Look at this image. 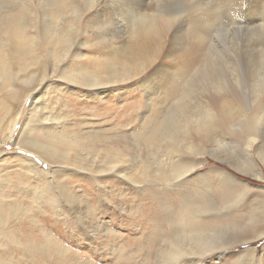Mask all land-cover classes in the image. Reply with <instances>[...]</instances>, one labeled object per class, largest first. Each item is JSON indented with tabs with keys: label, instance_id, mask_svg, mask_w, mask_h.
<instances>
[{
	"label": "rangeland",
	"instance_id": "obj_1",
	"mask_svg": "<svg viewBox=\"0 0 264 264\" xmlns=\"http://www.w3.org/2000/svg\"><path fill=\"white\" fill-rule=\"evenodd\" d=\"M196 1L139 0L136 5L127 0V14L113 4L116 18L127 22L126 31L98 37L112 29V10L101 0H0V48L7 54L0 111L10 110L1 126L19 113L15 141L0 145V264H53L46 257L50 246L43 258L27 246H44L45 236L68 249V264H190L191 259V264H264V88L255 91L264 28H242L247 26L223 19L225 3L190 5ZM158 13L171 21L161 49L146 65L157 73L145 86L126 81L98 96L64 82L59 70L81 68L104 76L109 65L120 66L116 49L140 25L139 16L153 19ZM67 33L70 51L60 63L52 61L55 34ZM182 51L189 64L183 65ZM210 81L223 85L216 99L224 98L217 99L208 127L199 124L206 137L191 129L184 138L167 120L189 83L202 86L187 100L196 118L203 119L204 102L214 94ZM159 126L192 145V152L169 154L158 138L150 143ZM51 132L76 145L71 160L63 161L60 153L49 159V168L24 147L28 140L50 143L43 133ZM112 156L122 164L109 172L101 166ZM48 170L49 175L42 174ZM98 173L95 184L89 175ZM44 194L63 199L60 212L39 214L42 203L34 198ZM187 207L198 210L200 230H190L187 219L178 222ZM195 232L207 235L201 245L210 242L208 248L190 245ZM176 239L181 252L170 261L162 252L168 253Z\"/></svg>",
	"mask_w": 264,
	"mask_h": 264
},
{
	"label": "bare ground",
	"instance_id": "obj_2",
	"mask_svg": "<svg viewBox=\"0 0 264 264\" xmlns=\"http://www.w3.org/2000/svg\"><path fill=\"white\" fill-rule=\"evenodd\" d=\"M154 1L162 2V0H154ZM182 1L185 2L186 0H182ZM206 1H209V0H197L194 4L190 2V5L199 6ZM214 1H217L218 3H225L227 8L225 9L224 12H225V15L228 14L229 16H225L223 14L224 12H222L221 13L222 16L224 15L223 19H226V20L230 19L231 23L232 22H238V24H240V25L247 26V27H242V28H248V26H251L253 24L255 26H257L256 28H264V0H249V2H250L249 5H247L243 2H240V0H238V2L235 4V6L228 5V2H230V0H214ZM130 2L137 5L136 2H139V0H130ZM101 4L103 6H107V8L109 10H112L113 15H115L116 13L114 12L115 10L112 8V5L118 4L119 8L127 14V0H101ZM241 6L245 7V10L243 12H241V10L239 9ZM233 13L237 17V21L235 19H233L234 18ZM112 14L110 13V17H109V18H111L109 24H110V26H112L111 27L112 29L111 30L107 29V30L101 32V34H99L98 37H101V35H106V32L108 33V32H111L113 30L120 29L121 33L126 31L127 22L124 20H121V19H117L116 18L117 15L113 16ZM158 15L159 16H154L153 19H147V18H145L144 15L139 16L140 25L138 27L132 28V30L128 36L129 39H127L128 42L125 41V43L123 44L122 47L116 49L117 53L120 57V62H119L120 66H116L115 64L109 65L108 71L106 72V74L104 76H99V75L90 74V73L86 74L85 72H82L81 68L75 69V68L71 67V68H66V71L59 70L60 74L63 76L64 82L66 84L79 86L80 88L90 89L91 91H93L98 96L105 93L107 88L109 89L110 86L125 83L126 81L127 82L137 81V83H139L141 86H145V84L148 82V80L155 77L156 76L155 73H157V70L154 67H151L150 65L146 67V65L149 63L150 58L152 56L156 55L159 52V50L161 49L164 33L167 30V28L170 24V21H171L170 18H167V17L164 18V17L160 16L159 13H158ZM197 19H201L200 16H198ZM171 24H174V23H171ZM256 24H259V25H256ZM16 25L18 27V23L15 24V26ZM256 28H254V29H256ZM17 30H18V28H17ZM70 30H71V28H70ZM73 31L74 30L72 29V32ZM15 33H16V31H15ZM172 34L173 33L168 35L167 38H170L172 36ZM55 36H56V43H55L56 51H55L54 55L51 56V59H52V61H57V63H60L61 61L64 60V58L66 57L65 54H67L68 50L73 45L72 44L71 46H69V44L72 42V37H71L72 35H71V33H67L66 35H61V36H58V34H55ZM109 36H112V35H109ZM15 37H17V36L15 35ZM19 38L22 39L23 37H19ZM111 38H113V37H111ZM0 45H1V42H0ZM4 46H5V44H4ZM17 47H19V46H17ZM110 48L112 50H114V48H112V47H110ZM64 49H67V51L65 52ZM77 49H79V46L75 47V50H77ZM0 50H1L0 51V64H3V66H0V68L2 69L0 74L3 75V67L6 65V62H7V54L2 52L3 48H0ZM61 52L64 54L63 56H62ZM183 53L186 54V51ZM183 57H184L183 58V62H184L183 65L189 64L191 61V58L188 59L187 54H186V56H183ZM258 61H259L258 71L256 74V80H255V83H256L255 91L256 92H259V90L263 91V88H264V50L259 51V60ZM94 65L96 68H100L102 64L100 62V63H96ZM155 70H156V72H155ZM232 72H233V77H234L235 82H239L240 76H239L238 71L236 69H233ZM145 80H147V82H145ZM192 80L198 81L197 79H192ZM200 80L202 81V85H203V82L205 84L204 78H201ZM210 83H211V88L214 91V94L211 97H207L205 102H204V108H206V112H205V110L202 111L203 114L205 115V117L203 119L198 120L196 118V115H194L193 111L190 110L191 103L189 105V102H188V100L191 96L192 90L195 89V96H196L197 92L200 90V88L202 86L194 85L193 83H189L187 85V88H185V92L179 98V101L174 106L173 111L167 120L168 125L174 127L175 130L177 131V133L181 134L184 138H187L188 136L191 135V133H189V132H191L190 131L191 129H195L196 133L206 137V132L203 130V128L201 126H199V124L205 123L206 124L205 129L208 127V124H209L208 121L212 118V115H211L212 110H213V107L217 103V99L224 98V96L222 95L216 99V93L222 92L220 90H222L223 85L220 82H215V81H210ZM28 98H29V95H28V97H25L23 99V101L21 100V104L23 105V103L26 102L28 100ZM4 109L5 108H2L0 111V120L4 119L10 113V110L8 109L7 113L4 114V112H3ZM227 114L229 115V113H227ZM18 116H19V113H17V115L15 117H11L12 121L7 126H5L4 124L1 126V122H0V145L6 144L9 141H13L12 133L15 129L16 124L18 123V121H17ZM194 124H195V126H194ZM159 127L160 128H159L158 132H156L152 137L147 136L150 143H152L153 141H155L158 138L160 141L164 142V144L170 148V150H167V153H169V154H172L171 152H180L181 149H185V148L188 151L192 150V147H191L192 145L186 146L183 142L177 140V136H173L169 133H166L165 131L162 130V126H159ZM27 133H29V132H27ZM43 134L46 135V137L50 141V143L39 144L33 140H30V141L28 140V144H27L28 146L24 147V149L27 150L28 152H31V153L39 156L41 159H43L49 168L51 167V163L49 162V159H51L53 157L57 158L56 156L59 155L60 153L65 156V157L64 156L62 157L63 161H65L66 158L68 160H71V158H68V156H69L72 148L76 145L75 141H73L71 139H66L63 136H58L52 132L51 133H43ZM58 148H61L62 150H65V151L58 153ZM119 151L120 152L124 151V149H119ZM59 160H61V159H59ZM21 161L22 162H28L27 158H21ZM63 161H61V162H63ZM178 162H180V161H178ZM119 164H122V163H120L119 157L118 156H112L110 158V161L106 165L103 164L101 167L104 170H107V168H108L109 172H114L119 167ZM184 168H186V167H184ZM103 169H101V170L103 171ZM34 170L37 171L35 168H34ZM181 171H183V170H181ZM188 172H189V170H186L185 172H183L181 174L179 173L178 174L179 176L176 178L183 177ZM42 174L45 176L49 175V170L47 172L42 171ZM172 174L174 175V173H172ZM89 176H91L94 179L95 184H99V182H100V174L99 173L96 176H95V174L94 175L90 174ZM40 197L41 198H34V201L37 204L42 203L41 204L42 206H39L40 207L39 214L44 215L47 212H49V213L60 212V207H61V203L63 202V199L60 200L58 197H51L48 194H44L43 196H40ZM64 201L68 202V198L64 199ZM69 202L73 203V199L72 198L69 199ZM36 210H39V208ZM183 213H185V214L181 218L178 219V222H180V224H182L183 222L185 223L186 219H187L188 222L186 224L189 226L190 230H192V231L200 230V228L202 227V223L200 221L201 216H199V214H197L198 210L196 208L192 209V207H187L184 209ZM76 218H77L76 221L80 220V217L78 219V217L76 216ZM32 222H34V221H32ZM0 224H1V215H0ZM195 233L196 234H191L189 236L188 242L190 243V245L192 243H197V244H200V246L205 248V249L208 248L210 246L209 245L210 242H207V244L201 245L202 243L206 242L205 240L207 239V235H205V234L203 235V234L197 233V232H195ZM212 237L213 236H210L209 238H212ZM44 238H45V242H46L44 244V246L42 244V246L36 247V245L30 244L28 242L27 246L30 248V252H32V253L35 252L39 258H43L42 256H44L46 253V250H44L45 246H50L52 248L51 249L52 254L50 256L46 255V257L48 259H50V261L53 262V264H68L67 261L69 262V260H67L65 258V255L67 254L68 249L67 248L65 249L64 247H62L60 245V243H57L56 240L54 241L49 236H45ZM171 244H172V247L170 245V248L168 250L169 252L168 253L162 252V256L166 255L168 260L176 261L177 259H179V254L181 252L180 240H177V239L173 240L171 242ZM36 248L38 249V251L35 250ZM69 257H67V258H69ZM191 261H192V259L188 260V262L190 264H191Z\"/></svg>",
	"mask_w": 264,
	"mask_h": 264
}]
</instances>
